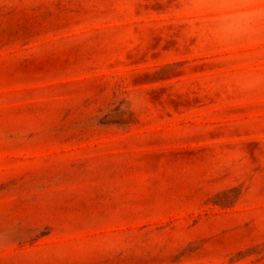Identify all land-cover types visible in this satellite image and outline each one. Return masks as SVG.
<instances>
[{
    "label": "rangeland",
    "instance_id": "rangeland-1",
    "mask_svg": "<svg viewBox=\"0 0 264 264\" xmlns=\"http://www.w3.org/2000/svg\"><path fill=\"white\" fill-rule=\"evenodd\" d=\"M0 264H264V0H0Z\"/></svg>",
    "mask_w": 264,
    "mask_h": 264
}]
</instances>
